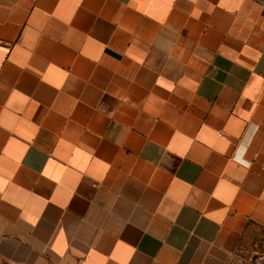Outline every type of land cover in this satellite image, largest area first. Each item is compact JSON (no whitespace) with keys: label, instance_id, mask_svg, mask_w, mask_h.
<instances>
[{"label":"crops","instance_id":"1","mask_svg":"<svg viewBox=\"0 0 264 264\" xmlns=\"http://www.w3.org/2000/svg\"><path fill=\"white\" fill-rule=\"evenodd\" d=\"M264 226V0H0V264H229Z\"/></svg>","mask_w":264,"mask_h":264},{"label":"rangeland","instance_id":"2","mask_svg":"<svg viewBox=\"0 0 264 264\" xmlns=\"http://www.w3.org/2000/svg\"><path fill=\"white\" fill-rule=\"evenodd\" d=\"M229 264H264V226H250L240 237Z\"/></svg>","mask_w":264,"mask_h":264}]
</instances>
